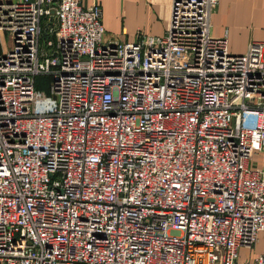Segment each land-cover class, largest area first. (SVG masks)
Returning <instances> with one entry per match:
<instances>
[{
  "label": "built area",
  "instance_id": "obj_1",
  "mask_svg": "<svg viewBox=\"0 0 264 264\" xmlns=\"http://www.w3.org/2000/svg\"><path fill=\"white\" fill-rule=\"evenodd\" d=\"M219 1L120 42L96 1L0 0V264H264V42Z\"/></svg>",
  "mask_w": 264,
  "mask_h": 264
},
{
  "label": "crops",
  "instance_id": "obj_2",
  "mask_svg": "<svg viewBox=\"0 0 264 264\" xmlns=\"http://www.w3.org/2000/svg\"><path fill=\"white\" fill-rule=\"evenodd\" d=\"M79 1L85 6L98 2L106 36L120 42L134 41L142 34L164 36L170 27L173 0ZM246 31L248 36L239 40ZM211 32L217 37L227 36L232 54L246 52L252 42H264V0H220L212 15ZM249 164L253 169H264V153L254 155ZM262 242L264 233L257 245ZM263 251L264 246L253 257L241 255V260H253Z\"/></svg>",
  "mask_w": 264,
  "mask_h": 264
},
{
  "label": "rangeland",
  "instance_id": "obj_3",
  "mask_svg": "<svg viewBox=\"0 0 264 264\" xmlns=\"http://www.w3.org/2000/svg\"><path fill=\"white\" fill-rule=\"evenodd\" d=\"M54 14H55V10H53V12H52V15H54ZM42 27H43V34H42V37H41V45L43 47H45V48H48L46 42H47V40H49V39H51L53 37L49 36L48 34L45 33V31H46V24L45 23H43ZM212 31H213V29H212ZM247 36H248V31L244 32V34L241 37H238V39L242 41ZM3 41H4V44H3L2 47L7 46L9 38H8V35L6 33H4V32H3ZM50 82H51V80H50L49 77H38L37 80H36V87L49 93V91H50L49 90ZM263 246H264V242H262L261 244L257 245L256 248L251 249V250L250 249H242L240 251V255H242L243 258L253 257V256H255L257 254L258 251L263 249Z\"/></svg>",
  "mask_w": 264,
  "mask_h": 264
}]
</instances>
